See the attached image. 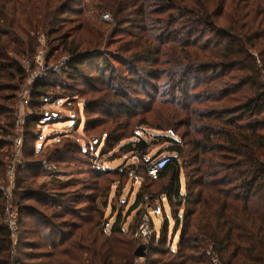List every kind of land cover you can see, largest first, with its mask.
Instances as JSON below:
<instances>
[{"label":"trees","instance_id":"obj_1","mask_svg":"<svg viewBox=\"0 0 264 264\" xmlns=\"http://www.w3.org/2000/svg\"><path fill=\"white\" fill-rule=\"evenodd\" d=\"M91 8L98 16L109 13L120 29L116 35L127 38L117 53L107 56L98 51L102 28L101 33L91 23L86 24L91 29L77 23L89 22L86 13H93ZM126 25L139 33L121 32ZM40 34L46 36L52 53L61 52L68 60L64 71L38 80L32 106H38L50 89L59 87L64 90L61 95H68L76 89L70 83L91 82L84 67L94 64L106 83L101 88L104 91L107 85L110 97V102L103 99L105 115H137L143 105V118L131 133H118L110 144L112 150L118 146L123 154L142 160L135 180L139 186L129 191L134 199L124 215L125 219L137 210L138 219L135 226L123 227L120 209L108 231L99 195L69 194L60 190L66 188L62 183L52 190L48 182L33 188V183L25 185L22 175L39 174L42 167L20 168L14 191L18 224L20 230L35 231L37 238L23 242L21 234L13 244L5 222L7 201L0 189V264H29L27 255L30 260L44 259L39 264H135V251L145 242L133 233L142 222L147 196L153 210L160 200L164 215L159 234L152 222L153 238L145 244L147 264H213L208 249L222 264H264V0H0L2 182L9 155L2 149H10L6 138L13 133L14 107L26 79L22 61L38 52ZM131 84L155 86L157 92L149 96ZM142 96L150 102L144 103ZM40 117L35 113L28 124ZM140 126L162 134L148 140L137 131ZM161 143L164 146L147 159L151 146ZM57 149L47 152L50 159ZM163 157L169 162L158 179L151 178L148 168ZM158 183L162 186L157 192L153 187ZM108 198L102 207L109 206ZM32 201L34 205L27 204ZM84 202L92 203L96 215L84 218ZM39 206L49 211H40ZM166 208L175 223L172 236L180 230L176 244L170 238ZM20 246L46 252H23V257Z\"/></svg>","mask_w":264,"mask_h":264},{"label":"rangeland","instance_id":"obj_2","mask_svg":"<svg viewBox=\"0 0 264 264\" xmlns=\"http://www.w3.org/2000/svg\"><path fill=\"white\" fill-rule=\"evenodd\" d=\"M82 3L86 4L83 1ZM93 10L92 8L90 9V12L92 11L93 13H86L89 22L78 21L77 23L85 24V26H87V23H91V25L95 26V29L100 31V28H102L104 30V36L102 35V41L98 51L100 53H107V56H109V52L112 54L117 53L118 46L127 38L123 37L121 33L116 35V32L120 29L118 30L115 23L112 22V16L109 13L104 12L98 16L97 12ZM68 16L73 17L74 14H68ZM87 27L91 29L90 26ZM121 32L139 33L138 29L133 25L124 26ZM40 37L41 45L38 52L33 58H25L22 61L26 68V79L21 85L14 107L15 121L13 133L6 138L7 142L10 143V149H7L8 147L2 149L4 151L9 150V155L5 159L7 161L6 178L3 182L0 181V189L4 195L6 193L11 194L12 202L16 206L18 198L14 191L16 190V178L19 176L16 173L17 170L26 168L27 166L42 167L39 174H37L38 172L25 171L22 175L25 185L33 183V188H39L42 183L48 182L52 185L49 187V190H52L54 186L62 183L66 188L60 190H66L69 194L83 193L92 197L99 195L97 199L98 207L103 212L102 222L108 231L114 224L120 209L122 210L123 227L135 226L138 219L136 214L137 210L125 219L124 215L127 214L134 199V194L128 196L129 191L133 190L135 192V189L139 186L140 181L137 183L135 180L139 173L137 167H140L142 160L133 156L131 153L123 154L118 146H115L114 148L116 149L112 150L113 148L110 144H112V140L118 133H131L139 120L143 118V105H140L137 115L119 113H116L115 116L105 115L103 99L106 98L107 102H110L108 101L110 97L107 93V85H105L104 91L101 88L106 83H102L101 77L95 72L94 64L93 66L86 65L84 67L88 78H92L91 82L88 79L87 83L84 81H79L76 84L70 83L75 85L74 88L76 89L74 93L68 95H61L64 94V90H61L59 87H55L54 90L50 89L48 95L41 99L42 102L38 106H32L34 104L32 92L38 80H43L44 78L49 80L48 78L54 76V73L64 71L68 60V56L61 52L55 53L54 51L52 53L51 47L47 45L46 36L40 34ZM253 54L259 58L256 51H253ZM142 72L140 71L138 75H141ZM98 78L101 79L102 84ZM151 83L156 84L158 81H152ZM131 86L136 91L138 88L145 90L149 96L157 92L155 86L143 85L137 87L134 84H131ZM192 87H194L193 83ZM133 97L137 98L136 95H133ZM140 98L146 104L150 102L148 96H142ZM35 113L43 117L47 116V119L44 120L43 117H40L42 120L28 124V120ZM116 116L120 117L116 118ZM142 128L147 127L140 126L137 130L139 134L151 141L154 140L155 135L162 134V132L156 129L148 127L147 130H142ZM26 133L28 134L27 138ZM17 137L19 141H16ZM109 139L111 140L110 143H104ZM123 141L126 142L127 139ZM163 144L152 145L147 159L154 153H157V150L164 146ZM54 148H58L56 150L57 152H54L50 159L47 152ZM16 151L18 154H16ZM29 152H32L33 155H27ZM98 162L99 167L97 166ZM10 164H13L12 168L9 167ZM133 165L136 168L130 169ZM146 182L149 184L148 181ZM161 186L162 183H158L154 185L153 190L158 192ZM107 196L109 197V206L102 207V202L106 200ZM146 199H149V197L147 196ZM27 204L34 205L33 201ZM91 204V202H84L81 205L83 206L82 215L84 218L96 215L91 209ZM114 205L116 206L115 212L112 209ZM38 210L45 211L48 209L44 206H39ZM166 215L170 221V238H173L174 243H177L180 237V230L177 231L174 237L172 236L175 223L172 220L169 208H166ZM153 217L154 219L156 218L155 215ZM159 217L163 218L164 223L163 213ZM27 218V216H24V221ZM68 218H71L70 222H78V219L75 217ZM156 228L160 233L159 228H161V224L156 223ZM34 233L35 231L32 229L26 230L22 227L20 230L19 228L13 237V244L17 245L21 234L23 242L32 241L34 238H37ZM28 237L29 239H26ZM20 252L22 254L23 252L25 254H31L30 252H33V254H42V252L46 251L44 249L27 250L24 246H20ZM25 254H23V257L26 256ZM19 257L21 256L17 255V258ZM43 260H30L28 255L25 258V261L29 264H39ZM145 261L141 257H138L135 264H141Z\"/></svg>","mask_w":264,"mask_h":264},{"label":"built area","instance_id":"obj_3","mask_svg":"<svg viewBox=\"0 0 264 264\" xmlns=\"http://www.w3.org/2000/svg\"><path fill=\"white\" fill-rule=\"evenodd\" d=\"M16 141H19L18 137L16 138ZM16 154H18L17 151H16ZM168 162H169V157H163L153 162V164L148 168L149 176L153 179H158L161 170L166 166ZM12 166L13 164H10L9 167L12 168ZM97 166L99 167V162ZM5 198L7 201L5 222L11 229L13 237H14L19 228V224H18L19 223V209L16 208V206H14L12 199H11V194L6 193ZM161 200L167 201L165 196H162ZM158 202H160V200ZM158 202H157V206L155 210L151 208V205L148 202V199H146L142 204V208L144 209V212L142 215V222L137 227V229L134 231V237L141 238L142 240H144L145 244L149 243L150 240L153 238L154 230L152 229V222L155 224V226H156V223H158L159 225L161 224V228L163 225V220H162L163 218L159 217L161 213H160V206ZM154 215L156 216L155 219L153 217ZM161 228H159V230H161ZM157 232L159 234L158 230ZM206 253L213 264H222L220 258L211 249H208ZM142 259L146 260V257H143ZM141 264H147V263L143 262Z\"/></svg>","mask_w":264,"mask_h":264},{"label":"water","instance_id":"obj_4","mask_svg":"<svg viewBox=\"0 0 264 264\" xmlns=\"http://www.w3.org/2000/svg\"><path fill=\"white\" fill-rule=\"evenodd\" d=\"M135 256L136 257H146V245L145 244H141L137 250L135 251Z\"/></svg>","mask_w":264,"mask_h":264},{"label":"crops","instance_id":"obj_5","mask_svg":"<svg viewBox=\"0 0 264 264\" xmlns=\"http://www.w3.org/2000/svg\"><path fill=\"white\" fill-rule=\"evenodd\" d=\"M176 244V243H175Z\"/></svg>","mask_w":264,"mask_h":264}]
</instances>
